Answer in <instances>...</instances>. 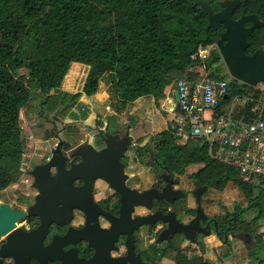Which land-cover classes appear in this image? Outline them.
<instances>
[{
	"label": "trees",
	"instance_id": "1",
	"mask_svg": "<svg viewBox=\"0 0 264 264\" xmlns=\"http://www.w3.org/2000/svg\"><path fill=\"white\" fill-rule=\"evenodd\" d=\"M221 1L212 0L215 11L222 9ZM249 14L263 21L248 37L250 54L264 46V0H241L233 18ZM224 30L223 24L209 25L208 16L195 0H0V193L25 174L27 144L20 118L32 99L38 98L45 118L57 111L70 114L83 94L89 97L99 91L101 79L108 74L116 110L121 113L140 98L153 97L156 102L166 98L165 88L174 79L200 78V73L226 79L219 66L214 67L217 62L224 64L215 48ZM202 44L214 46L211 55L204 61L194 60L192 55ZM72 63L89 66L82 92L53 94L62 86ZM21 69L28 74H21ZM227 81L231 96L264 100L258 86L233 77ZM176 132L171 120L167 129L135 150V158L150 164L151 151L178 176L189 166L200 165L190 176L208 190L223 191L232 183L249 201V207L264 206L263 186L245 180L239 168L217 160L206 143H178ZM256 188L260 194L252 200ZM28 197L24 195L21 203L28 204ZM262 216L264 211L249 222L239 219L238 214L237 229L252 235ZM254 236L257 245H249L251 257L264 247L262 232ZM205 264L216 263L206 260Z\"/></svg>",
	"mask_w": 264,
	"mask_h": 264
},
{
	"label": "flooded vegetation",
	"instance_id": "2",
	"mask_svg": "<svg viewBox=\"0 0 264 264\" xmlns=\"http://www.w3.org/2000/svg\"><path fill=\"white\" fill-rule=\"evenodd\" d=\"M47 121L51 125L50 129L46 130V135L56 137L58 142L61 139L64 141L62 152L66 156V168H70L72 164H79L82 161L81 155H90L93 151L102 150L107 146L97 136L96 127L104 129L108 120L104 126H101L100 118L97 117L90 124H86L83 133L73 134L86 136L83 142L77 144L72 142L73 135L71 141L60 136L62 132L57 129L55 120L47 118ZM111 126L109 122L108 131L110 134H118L119 138H123L129 132V128L133 127L129 124L123 125L122 128L120 124L112 128ZM129 136L131 137L130 132ZM111 146L115 149V154L120 155L125 174L128 175L124 181L125 185L139 191L156 189V194H148V197L143 199L144 203H134L132 198L131 200L124 198L107 179L100 177L94 182L92 197L82 192L76 194L75 198L59 201V207L66 211L73 206L72 218L63 223L52 222L44 238L38 235L37 239H42L43 259L46 264H64L63 260L56 256L58 254L56 249L52 252H44L48 246L77 256V261L86 262L93 259L95 264H192L193 261L197 264H205L206 260H209L206 254L209 251L208 239L211 236L220 241V245H229L234 249L235 244L232 239L237 238L245 244L251 243L250 232L237 229L236 200L232 209L226 208L225 204L222 207L217 204L219 209L211 212L210 205L214 204L215 200L210 196L207 186L193 179L190 176L192 172L186 171L180 176L172 173L165 161L155 157L151 151L149 153L153 161L150 164L148 161L143 163L139 161L152 174L147 178L150 180L149 184L142 187L140 182L146 178L140 179L137 184L133 180L134 176H130L127 171L132 137L131 145L124 152L116 142ZM50 155L42 163H45ZM51 170L53 173L56 172V168ZM83 172L87 174L86 171ZM116 178L121 183L120 174ZM74 184L76 187H82L85 185V180L76 179ZM166 187L170 188V192L159 194ZM174 190L181 192L176 194ZM37 194L38 190L35 188L33 195L28 194L30 197L28 204L22 206L11 204L12 208L27 209L35 202ZM223 210L226 214H231V217L222 215ZM148 216L151 221L141 224L140 219ZM40 224L41 221L37 216L29 214L17 223L19 228L27 232L38 229ZM251 228L252 226L249 229ZM241 233H244L242 237L246 240L237 237ZM226 235L229 237L227 241H225ZM4 242L5 239L0 237V246ZM14 263L13 258H4V264ZM31 264L43 263L31 257Z\"/></svg>",
	"mask_w": 264,
	"mask_h": 264
},
{
	"label": "water",
	"instance_id": "3",
	"mask_svg": "<svg viewBox=\"0 0 264 264\" xmlns=\"http://www.w3.org/2000/svg\"><path fill=\"white\" fill-rule=\"evenodd\" d=\"M240 2L241 0H223L221 1L222 9L218 11L212 8V0H195V5H198L201 12L208 16L210 26L217 27L220 24L225 26V30L217 41V47L230 76L251 86H257L264 82V46L248 54L247 48L250 45L248 37L256 28L263 25V21L256 14L233 18V13ZM247 22L250 23L249 26L246 25ZM174 95L176 101H179L177 91ZM96 130L98 131L97 136L107 146L102 150L93 151L90 155H81L82 161L79 164H72L70 168H66V156L62 152L64 141L61 139L52 149L49 159L30 170V174L34 178L33 186L37 188L38 194L35 202L27 209L14 210L11 204L0 202V237L5 239V242L0 246V264H4L6 257L13 258L14 264H31V257L46 264L43 259L42 239H37L38 235L44 238L52 222L70 221L73 206L69 208V211H66L59 207L58 202L75 198L76 194H82V192L92 197L94 182L97 178L107 179L115 189L123 194L124 198L130 200L132 198L134 203H144L143 199L147 198L148 194H156V189L139 191L130 189L124 183L128 175L125 174L120 155L115 154V149L111 144L116 142L124 152L131 145L129 132L123 138H119L118 134H110L108 131L109 122L104 129L96 127ZM52 168H56L55 173L52 172ZM83 171H86L87 174H84ZM118 174L122 178L121 183L116 178ZM79 178L85 180V185L82 187H76L74 184V181ZM179 191L174 190L176 194ZM168 192H170V188L166 187L159 194ZM259 194L260 189L256 188L252 200H256ZM28 214L40 219L41 224L38 229L27 232L18 227L17 223ZM150 219V216L141 218L140 223H147L151 221ZM242 235L244 233L238 234L237 237L246 240ZM228 238L226 235L225 241ZM46 249L44 252H52L56 249L58 252L56 256L63 260L64 264H95L93 259L86 262L77 261V256H73L69 252H60L53 246H48Z\"/></svg>",
	"mask_w": 264,
	"mask_h": 264
},
{
	"label": "rangeland",
	"instance_id": "4",
	"mask_svg": "<svg viewBox=\"0 0 264 264\" xmlns=\"http://www.w3.org/2000/svg\"><path fill=\"white\" fill-rule=\"evenodd\" d=\"M217 66H219L222 74L227 75V80L231 78L227 67L223 63H215L214 67ZM88 71V65L82 63H72L62 86L57 90H53V94H75L77 92H82ZM20 73H24L26 75L28 74V71L26 69H21ZM259 86H262V84ZM167 87L165 88L166 92H168ZM99 90L104 93L109 92V96L105 97V94L103 95V98H100L99 102L96 103V108L97 111L100 112V116H104L106 120L111 122V128L113 126H117L118 124L121 125V128L125 124L133 126L129 128V132L132 137V146L128 151L129 167L127 171L130 176H134L133 180L135 181V183L139 182V180L142 178H146L145 180H142L140 182V185L142 187H145L150 182V180H148L147 178H150L152 174L146 166L140 164V162L135 158L134 153L139 146L148 144L155 134L168 128L172 120V114L169 111V104L168 102H166L165 97L160 99L158 102H156L153 97H145L136 100L130 108H124L121 113H118L115 105L116 100L113 96L112 81L109 78L108 74H105L101 79ZM109 90L111 91V94ZM32 100L33 102L31 105L23 108L20 118L23 129V138L25 143L27 144L25 159L31 169L34 168V166H36L37 164H41L42 162H44L45 159L50 155V152H52V148L56 147V145L58 144V139L56 137L51 136L50 134L46 135V130L50 129L51 125L48 123L47 118L55 120L57 129L62 132L60 136L65 140L71 141L73 134L84 132V128H86V125L81 121V118L87 116L91 108V104L85 102L81 98L82 101L80 99L77 100V103L72 108L70 114L57 111L55 113H51L49 117L45 118L47 114H45V116H42L38 98L35 97ZM87 122L90 123L92 122V120L89 119ZM67 125H69V129H66ZM85 138V135H73L72 142L73 144H77L82 140L84 141ZM186 141L187 140L183 141L180 138L177 139L178 143H186ZM199 167L200 165H191L187 170L189 172H194L198 170ZM33 181V176L26 173L23 174L18 183L8 187L6 190L0 193V202H7L15 206L24 205L25 203H21V199L24 197V195L28 197V194L33 195L35 193V188H33L32 186ZM209 194L215 200V205L212 203L210 205L211 212H215L219 209L217 204L221 207L223 204H225L224 206L226 208L229 207L230 209H232L233 202L235 200L236 207H238L236 209V213L239 214V219L241 220H252L253 218L257 217L261 211H264V206L262 205L260 207L258 204H256L253 207H249V201L232 183L227 185L223 191L211 189ZM216 201H218L219 203ZM222 215H225V217L227 218L231 217L230 214L225 213V210L222 211ZM258 223L260 224V226L254 229L251 237V243L249 244L251 247L257 245V241L254 236L256 233L262 232L264 237V231H261L262 228L264 229V216L259 219ZM208 240H210L208 241V245L210 248L214 244H216L217 249H222V253L236 254V252L238 251H236V249L234 248H230L229 245H225L224 247L223 245H218L220 244V241L215 239L213 236H211ZM232 242L239 247H245V243L237 238L232 239ZM260 250L261 251L255 256H252V264H261L259 263V259L263 258L264 256V247L260 248ZM212 253H210L209 256H215V252L212 251Z\"/></svg>",
	"mask_w": 264,
	"mask_h": 264
},
{
	"label": "built area",
	"instance_id": "5",
	"mask_svg": "<svg viewBox=\"0 0 264 264\" xmlns=\"http://www.w3.org/2000/svg\"><path fill=\"white\" fill-rule=\"evenodd\" d=\"M213 48L202 44L192 58L204 61ZM200 74V78L194 74L174 79L167 87L166 102L176 133L183 141L206 143L217 160L239 168L245 180L264 187V100L255 101L251 95L231 96L226 79ZM257 86L264 93V82ZM30 169L25 160L24 173L31 175Z\"/></svg>",
	"mask_w": 264,
	"mask_h": 264
},
{
	"label": "crops",
	"instance_id": "6",
	"mask_svg": "<svg viewBox=\"0 0 264 264\" xmlns=\"http://www.w3.org/2000/svg\"><path fill=\"white\" fill-rule=\"evenodd\" d=\"M108 93H106V92L104 93V92H101L99 90L96 94L89 96V97L86 96L85 94L82 95L81 98L85 102H88L89 104H91L90 112L88 113L87 118L84 120H81L85 125L91 123V122L90 123L87 122L89 119H91L93 122L94 120H96L97 117L100 118L99 124L101 126L105 125L107 120H106V118H104V116H100V112H98L97 108H96V103L99 102L101 97L103 98V95L106 94L105 97L109 96ZM110 94H111V91H110ZM81 98H80V100H81ZM110 98H112V97H110ZM262 229H261V231H264V229L263 230ZM218 245H220V244H218ZM235 249H236V251L238 250L236 252V254L222 253V249L221 250L217 249V245L214 244L211 248L209 247V251H208L207 255L209 256L210 253H212V251L215 252L214 253L215 256H212V257L209 256L208 258H209V260L215 262L216 264H252L253 263V261L251 259L252 257L249 255V244H245V247H239V246L235 245ZM259 263L264 264V256H263V258L259 259Z\"/></svg>",
	"mask_w": 264,
	"mask_h": 264
}]
</instances>
